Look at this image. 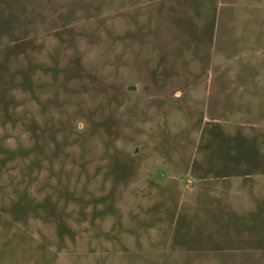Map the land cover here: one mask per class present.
<instances>
[{
  "label": "rangeland",
  "instance_id": "obj_1",
  "mask_svg": "<svg viewBox=\"0 0 264 264\" xmlns=\"http://www.w3.org/2000/svg\"><path fill=\"white\" fill-rule=\"evenodd\" d=\"M0 264H264V0H0Z\"/></svg>",
  "mask_w": 264,
  "mask_h": 264
},
{
  "label": "crops",
  "instance_id": "obj_2",
  "mask_svg": "<svg viewBox=\"0 0 264 264\" xmlns=\"http://www.w3.org/2000/svg\"><path fill=\"white\" fill-rule=\"evenodd\" d=\"M230 17H229V12H225L224 14H219L218 17H216V27H214L213 33L215 36V33H219L220 35L222 34L223 30H225V27L230 25Z\"/></svg>",
  "mask_w": 264,
  "mask_h": 264
}]
</instances>
